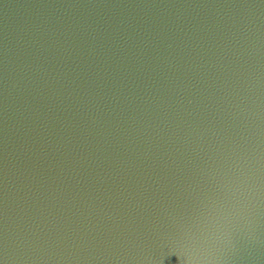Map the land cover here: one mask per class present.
<instances>
[{
  "label": "water",
  "instance_id": "95a60500",
  "mask_svg": "<svg viewBox=\"0 0 264 264\" xmlns=\"http://www.w3.org/2000/svg\"><path fill=\"white\" fill-rule=\"evenodd\" d=\"M0 264H264V0H0Z\"/></svg>",
  "mask_w": 264,
  "mask_h": 264
}]
</instances>
